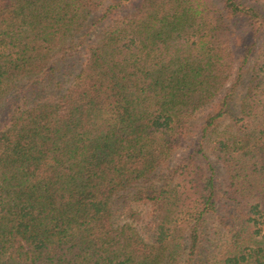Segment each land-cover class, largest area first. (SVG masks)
Instances as JSON below:
<instances>
[{
    "label": "trees",
    "instance_id": "trees-1",
    "mask_svg": "<svg viewBox=\"0 0 264 264\" xmlns=\"http://www.w3.org/2000/svg\"><path fill=\"white\" fill-rule=\"evenodd\" d=\"M0 264H264V0H0Z\"/></svg>",
    "mask_w": 264,
    "mask_h": 264
},
{
    "label": "rangeland",
    "instance_id": "rangeland-1",
    "mask_svg": "<svg viewBox=\"0 0 264 264\" xmlns=\"http://www.w3.org/2000/svg\"><path fill=\"white\" fill-rule=\"evenodd\" d=\"M181 152H179L180 154ZM178 156V155H177ZM221 171L218 172V175L216 177V182H218V184L220 186H222V177H221ZM135 211H143V212H147V208H144V207H137L135 208ZM214 220V219H213ZM213 225V224H212Z\"/></svg>",
    "mask_w": 264,
    "mask_h": 264
}]
</instances>
